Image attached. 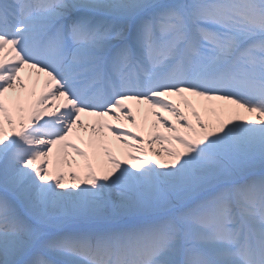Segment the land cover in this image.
<instances>
[{"label":"snow or ice","instance_id":"1","mask_svg":"<svg viewBox=\"0 0 264 264\" xmlns=\"http://www.w3.org/2000/svg\"><path fill=\"white\" fill-rule=\"evenodd\" d=\"M0 264H264V0H0Z\"/></svg>","mask_w":264,"mask_h":264}]
</instances>
